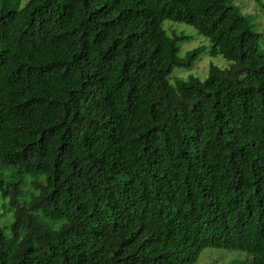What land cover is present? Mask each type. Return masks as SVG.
Segmentation results:
<instances>
[{"label": "trees", "instance_id": "obj_1", "mask_svg": "<svg viewBox=\"0 0 264 264\" xmlns=\"http://www.w3.org/2000/svg\"><path fill=\"white\" fill-rule=\"evenodd\" d=\"M231 1L0 11V210L6 198L12 208L0 264H107L110 239L135 222L264 264V49ZM166 19L192 26L224 63L170 76L198 49L180 56L184 36Z\"/></svg>", "mask_w": 264, "mask_h": 264}, {"label": "rangeland", "instance_id": "obj_2", "mask_svg": "<svg viewBox=\"0 0 264 264\" xmlns=\"http://www.w3.org/2000/svg\"><path fill=\"white\" fill-rule=\"evenodd\" d=\"M28 0H0V11L2 9H14L22 7ZM233 4L239 5L243 13L251 15L249 21L252 28L261 33L258 40V50L264 49V0H232ZM250 4V6H248ZM163 27L168 33L175 31L184 36L178 43L181 48L179 55L183 56L185 52L198 49L197 56L192 60L190 69L184 67H174L170 76H183L187 73L196 74L202 78L207 75L210 63L221 65L224 60L220 56H210L208 53V39L198 34L192 26L176 22L169 19L163 21ZM173 80V79H171ZM11 217L9 211H6L0 220ZM145 224L140 222L133 223L130 227L124 229L122 235L119 233L113 236L107 249V264H246L243 258V252L224 249V248H205L198 251L185 244L176 241L165 240L156 232L149 233ZM121 232V233H122ZM149 234V235H148ZM121 235V236H120ZM146 242L135 248L139 242ZM150 248H159V251H148L144 245ZM159 253V255H158ZM151 256L154 263H149L147 256Z\"/></svg>", "mask_w": 264, "mask_h": 264}, {"label": "clouds", "instance_id": "obj_3", "mask_svg": "<svg viewBox=\"0 0 264 264\" xmlns=\"http://www.w3.org/2000/svg\"><path fill=\"white\" fill-rule=\"evenodd\" d=\"M6 201H7V198L4 200V208L1 209L0 211L3 212V214H4L6 211H9V213L12 215V208L8 209V204H7ZM1 217H2V216H0V218H1ZM0 223L3 224V223H4V219L0 220ZM123 233H125V232H122V233H120V234L122 235ZM121 235H120V236H121ZM110 240H111V239H110Z\"/></svg>", "mask_w": 264, "mask_h": 264}]
</instances>
